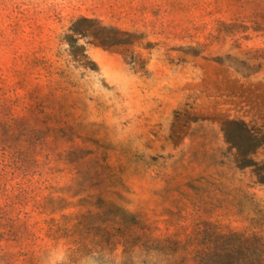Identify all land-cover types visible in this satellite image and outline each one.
I'll use <instances>...</instances> for the list:
<instances>
[{
  "label": "rangeland",
  "instance_id": "1",
  "mask_svg": "<svg viewBox=\"0 0 264 264\" xmlns=\"http://www.w3.org/2000/svg\"><path fill=\"white\" fill-rule=\"evenodd\" d=\"M237 0H0V264H119L123 226L264 239V31Z\"/></svg>",
  "mask_w": 264,
  "mask_h": 264
},
{
  "label": "trees",
  "instance_id": "2",
  "mask_svg": "<svg viewBox=\"0 0 264 264\" xmlns=\"http://www.w3.org/2000/svg\"><path fill=\"white\" fill-rule=\"evenodd\" d=\"M255 13L256 31H264V0H237ZM123 226L119 264H264V239L208 224L186 239L150 238Z\"/></svg>",
  "mask_w": 264,
  "mask_h": 264
}]
</instances>
